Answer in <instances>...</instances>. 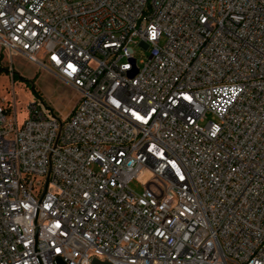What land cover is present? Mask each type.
Listing matches in <instances>:
<instances>
[{
  "label": "built area",
  "instance_id": "2783aa9c",
  "mask_svg": "<svg viewBox=\"0 0 264 264\" xmlns=\"http://www.w3.org/2000/svg\"><path fill=\"white\" fill-rule=\"evenodd\" d=\"M0 48L79 95L0 101V264H264V0H0Z\"/></svg>",
  "mask_w": 264,
  "mask_h": 264
},
{
  "label": "rangeland",
  "instance_id": "374dc122",
  "mask_svg": "<svg viewBox=\"0 0 264 264\" xmlns=\"http://www.w3.org/2000/svg\"><path fill=\"white\" fill-rule=\"evenodd\" d=\"M134 52L138 61L143 59V50L134 48ZM78 100L79 95L73 87L63 84L52 74L20 56H14L10 62L6 52L0 48V101L3 104H15L20 125L26 118L25 108L30 103H39L55 118L65 121ZM152 180L153 174L144 168L129 183V189L142 193L144 186Z\"/></svg>",
  "mask_w": 264,
  "mask_h": 264
},
{
  "label": "water",
  "instance_id": "95a60500",
  "mask_svg": "<svg viewBox=\"0 0 264 264\" xmlns=\"http://www.w3.org/2000/svg\"><path fill=\"white\" fill-rule=\"evenodd\" d=\"M94 263H95V264H108V263H106V262H98V261H96V260L94 261Z\"/></svg>",
  "mask_w": 264,
  "mask_h": 264
},
{
  "label": "trees",
  "instance_id": "16d2710c",
  "mask_svg": "<svg viewBox=\"0 0 264 264\" xmlns=\"http://www.w3.org/2000/svg\"><path fill=\"white\" fill-rule=\"evenodd\" d=\"M73 111V110H72Z\"/></svg>",
  "mask_w": 264,
  "mask_h": 264
}]
</instances>
